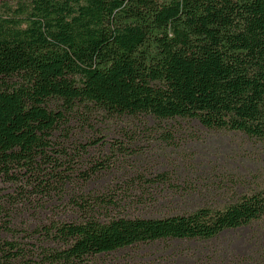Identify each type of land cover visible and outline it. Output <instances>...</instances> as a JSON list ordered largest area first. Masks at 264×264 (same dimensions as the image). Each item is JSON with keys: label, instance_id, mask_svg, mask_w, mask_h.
<instances>
[{"label": "trees", "instance_id": "16d2710c", "mask_svg": "<svg viewBox=\"0 0 264 264\" xmlns=\"http://www.w3.org/2000/svg\"><path fill=\"white\" fill-rule=\"evenodd\" d=\"M21 4L14 18H0V179L10 186L27 179L36 195L64 197L104 169L97 164L89 177L76 176L70 164L53 157L65 152L55 147L54 133L80 109L113 118L197 119L208 129L241 132L264 145V0ZM130 182L157 203L217 187L209 181ZM125 190L117 183L108 191ZM115 194L96 196L94 205L72 195L80 216L53 221L47 234L55 245L43 263L260 260L218 244L226 233L264 221V187L218 205L157 217L123 214ZM143 246L150 250L139 261L132 251ZM22 253L17 242L0 238V264H19Z\"/></svg>", "mask_w": 264, "mask_h": 264}, {"label": "rangeland", "instance_id": "374dc122", "mask_svg": "<svg viewBox=\"0 0 264 264\" xmlns=\"http://www.w3.org/2000/svg\"><path fill=\"white\" fill-rule=\"evenodd\" d=\"M31 1L0 0V18H14L21 3L30 6ZM50 106L59 108L55 102ZM67 117L69 124L53 136L55 147H63L65 152L53 153V157L70 164L78 171L76 176L82 173L89 177L97 164L104 169L86 180L91 183L72 187L64 197L36 195L27 179L15 187L0 179V238L19 244L25 256L19 264H45L42 260L47 250L55 245L47 234L53 221L72 222L80 216L71 202L72 195L94 205L96 196L116 193L123 201V214L157 217L218 205L264 187V145H257L241 132L211 130L197 119L113 118L83 109ZM130 181H209L217 187L216 192L190 199L165 198L157 203L152 193L132 189ZM117 183L126 188L122 194L108 191ZM20 191L25 194L20 196ZM83 198L79 199L82 204ZM10 221L11 230L7 231ZM218 245L239 255L258 254L257 264H264V221L226 233ZM148 250L138 247L132 254L140 261Z\"/></svg>", "mask_w": 264, "mask_h": 264}]
</instances>
